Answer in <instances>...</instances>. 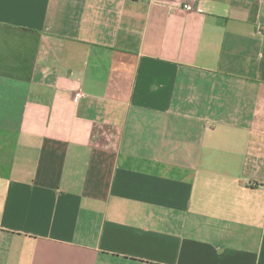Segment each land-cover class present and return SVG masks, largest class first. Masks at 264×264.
I'll use <instances>...</instances> for the list:
<instances>
[{
    "label": "crops",
    "instance_id": "1",
    "mask_svg": "<svg viewBox=\"0 0 264 264\" xmlns=\"http://www.w3.org/2000/svg\"><path fill=\"white\" fill-rule=\"evenodd\" d=\"M0 264H264V0H0Z\"/></svg>",
    "mask_w": 264,
    "mask_h": 264
},
{
    "label": "built area",
    "instance_id": "2",
    "mask_svg": "<svg viewBox=\"0 0 264 264\" xmlns=\"http://www.w3.org/2000/svg\"><path fill=\"white\" fill-rule=\"evenodd\" d=\"M184 9L187 10V11H191L193 8L191 6H189V5H185ZM77 97H80V95L77 94Z\"/></svg>",
    "mask_w": 264,
    "mask_h": 264
}]
</instances>
